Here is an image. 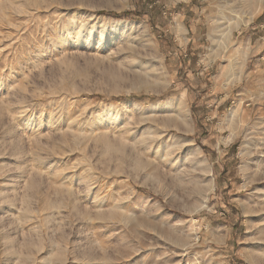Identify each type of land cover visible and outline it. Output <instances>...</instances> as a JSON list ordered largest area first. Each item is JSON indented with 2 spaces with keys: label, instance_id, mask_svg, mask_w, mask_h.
<instances>
[{
  "label": "rangeland",
  "instance_id": "374dc122",
  "mask_svg": "<svg viewBox=\"0 0 264 264\" xmlns=\"http://www.w3.org/2000/svg\"><path fill=\"white\" fill-rule=\"evenodd\" d=\"M263 254L264 0H0V264Z\"/></svg>",
  "mask_w": 264,
  "mask_h": 264
},
{
  "label": "bare ground",
  "instance_id": "6f19581e",
  "mask_svg": "<svg viewBox=\"0 0 264 264\" xmlns=\"http://www.w3.org/2000/svg\"><path fill=\"white\" fill-rule=\"evenodd\" d=\"M81 42V41H80ZM79 42V43H80ZM210 189L212 190L213 189V183L210 185ZM264 256V254L262 255V257ZM263 259V258H262Z\"/></svg>",
  "mask_w": 264,
  "mask_h": 264
}]
</instances>
